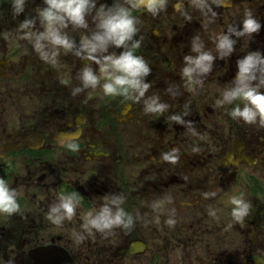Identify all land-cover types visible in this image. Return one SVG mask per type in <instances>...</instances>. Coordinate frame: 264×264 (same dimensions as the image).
Returning a JSON list of instances; mask_svg holds the SVG:
<instances>
[{"label": "flooded vegetation", "instance_id": "flooded-vegetation-1", "mask_svg": "<svg viewBox=\"0 0 264 264\" xmlns=\"http://www.w3.org/2000/svg\"><path fill=\"white\" fill-rule=\"evenodd\" d=\"M174 2L158 18L136 13L143 37L137 54L152 68L146 95L170 106L150 115L142 104L107 97L100 88L73 97L81 62L69 53L50 66L16 35L42 0H28L20 17L11 0H0V177L18 190L21 203L20 213L0 214V264H38L45 248L51 264H264V128L233 120L230 106L217 107L236 76L237 59L264 52V28L241 39L230 59H218L202 87L185 89L180 76L183 57L195 55L193 37L201 34L214 49L209 37L240 23L245 8L264 24V0H227L211 25L197 12L187 23L173 11ZM69 34L77 41L86 35ZM172 115L191 121L199 135ZM68 141L79 151L69 150ZM173 149L176 164L162 159ZM73 191L81 195L77 217L52 224L49 205ZM121 192L126 211L139 216L134 228L76 243L71 234L81 231V216L100 207L102 196ZM233 196L251 204L243 222L231 215ZM169 218L174 227L165 223Z\"/></svg>", "mask_w": 264, "mask_h": 264}, {"label": "clouds", "instance_id": "clouds-1", "mask_svg": "<svg viewBox=\"0 0 264 264\" xmlns=\"http://www.w3.org/2000/svg\"><path fill=\"white\" fill-rule=\"evenodd\" d=\"M42 4L25 15L17 26L16 35L20 40L27 41L38 57L50 66L55 67L62 54L69 53L81 62L77 73L79 84L71 88L73 97L100 88L107 97H120L123 101L142 104L145 114H164L169 110L170 106L161 102L159 95H146L153 86L146 82L152 68L142 55L137 54L143 37L140 36L142 19L136 13L143 10L158 18L167 13L170 0H111L110 4L107 0H42ZM27 5L28 0H11L13 15L20 17L25 14ZM226 6L227 0H175L171 4L173 11L187 23L194 20L193 12H197L209 25L219 17L216 9ZM262 28L264 24L254 11L245 8L240 23L209 37L214 49L206 48L201 34L193 37L191 52L195 55H185L184 66L180 70L185 89H191L193 85L202 87L218 59H230L241 39H253ZM69 30L83 31L86 35L77 41ZM110 49L121 51L117 53ZM236 67V76L227 83L217 107L230 106L227 111L233 120L264 128V52L248 51L237 59ZM61 83L64 81L61 80ZM188 114L187 111L183 113ZM169 118L185 125L192 135H199L193 123H186L182 115ZM66 143L69 150L79 151L78 143ZM196 151L198 149L193 148V152ZM162 159L176 164L179 161L178 149L163 153ZM19 195L16 188L0 177V214L12 216L21 212ZM204 195L207 198L209 194ZM101 199L100 207L81 216V231L71 234L76 243L83 242L94 233L107 237L113 235L116 229L130 231L134 228L139 216L126 211L124 204L127 197L123 192L109 193ZM230 203L233 205V219L243 222L249 215L251 204L242 196H233ZM159 204V201L155 202L153 209H158ZM80 207L79 192L59 194L56 202L49 205L47 218L52 224L62 226L65 221H73L77 217ZM210 215L215 216V213ZM176 222L173 218L165 221L169 227H174Z\"/></svg>", "mask_w": 264, "mask_h": 264}]
</instances>
